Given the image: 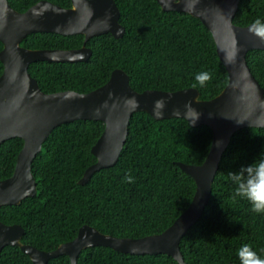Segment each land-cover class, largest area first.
Instances as JSON below:
<instances>
[{"label":"trees","instance_id":"trees-1","mask_svg":"<svg viewBox=\"0 0 264 264\" xmlns=\"http://www.w3.org/2000/svg\"><path fill=\"white\" fill-rule=\"evenodd\" d=\"M42 0H8L22 13ZM62 8L70 0H46ZM125 28L119 40L110 34L91 38L87 62H34L29 74L46 94L60 91L88 93L103 86L120 69L131 88L175 92L193 88L194 76L207 71L212 79L197 85L201 100L218 96L228 82L213 38L196 18L164 12L156 0H114ZM264 23V0H240L233 24L245 27ZM83 36L52 33L28 35L20 46L30 50L76 49ZM2 44L0 43V50ZM246 61L264 91V50H250ZM3 66L0 63V75ZM104 130L100 121L78 120L55 128L31 164L37 195L17 206L0 207V222L20 225L21 242L42 251L55 250L73 240L87 225L104 235L139 239L158 235L186 210L195 193L194 180L178 163L201 165L210 149L212 132L191 127L181 118L155 120L145 112L132 114L128 134L115 166L95 172L85 185L84 171L96 162L91 148ZM23 141L13 138L0 144V181L9 178ZM264 159V129L237 131L223 153L211 196L199 220L180 241L185 264H242L248 246L264 258V214L250 211L246 200L232 199L235 185L228 178L254 160ZM126 174L133 182L125 180ZM0 264H32L18 247L6 246ZM47 264H70L67 256ZM77 264H178L164 254L130 255L106 247L83 250Z\"/></svg>","mask_w":264,"mask_h":264},{"label":"water","instance_id":"water-1","mask_svg":"<svg viewBox=\"0 0 264 264\" xmlns=\"http://www.w3.org/2000/svg\"><path fill=\"white\" fill-rule=\"evenodd\" d=\"M70 8H62L46 0L37 2L25 12L14 10L8 0H0V144L19 138L23 146L16 158L12 175L0 181V207L17 206L37 195L31 164L51 132L78 120L100 121L104 130L91 148L96 162L83 173L78 184L85 185L92 175L117 163L128 134L132 114L145 112L155 120L181 118L191 127L206 126L212 132L209 152L199 166L178 163L180 169L195 182V193L186 209L165 231L139 239L116 238L84 225L76 237L55 250L42 251L21 242L24 229L17 224L0 222V252L6 246L18 247L32 264H47L59 256H67L77 264L79 254L91 247H106L130 255L164 254L178 264H185L179 244L199 220L211 196L212 183L219 162L232 136L244 128L264 129V91L246 61L250 50H264V41L245 27L233 24L240 0H156L164 12H180L198 19L210 32L216 53L223 64L228 82L211 100H201L199 92L188 88L175 92L134 91L129 76L114 70L109 80L88 93L60 91L46 94L29 74L30 64L87 62L92 51L85 47L93 37L110 34L123 37L120 10L114 0H70ZM33 33L61 36H84L80 49L30 50L20 46ZM235 53V58H229ZM163 99L165 107L157 114L155 102ZM199 114L192 122L185 105ZM221 142L217 146V142ZM264 259V258H263Z\"/></svg>","mask_w":264,"mask_h":264},{"label":"clouds","instance_id":"clouds-1","mask_svg":"<svg viewBox=\"0 0 264 264\" xmlns=\"http://www.w3.org/2000/svg\"><path fill=\"white\" fill-rule=\"evenodd\" d=\"M248 31L264 41V23L259 19H256L249 27ZM235 53L229 58V62L234 60ZM212 79V74L207 71L198 72L194 76L196 83L192 85L193 88L199 85L204 87ZM165 107V101L163 99L155 102V109L157 114H162V110ZM186 114L189 116L192 122L198 119L199 114L191 107L190 104L185 105ZM221 142H217L219 146ZM228 178L235 185L232 199L235 201L237 198L246 200L250 205V211L255 214H264V159L254 160L251 164L242 166L236 172H229ZM125 180L128 183L133 182V177L130 174H126ZM244 251L247 253V257L242 260V264H264V259H261L254 251L248 246H245Z\"/></svg>","mask_w":264,"mask_h":264},{"label":"flooded vegetation","instance_id":"flooded-vegetation-1","mask_svg":"<svg viewBox=\"0 0 264 264\" xmlns=\"http://www.w3.org/2000/svg\"><path fill=\"white\" fill-rule=\"evenodd\" d=\"M70 2H71V1H70ZM69 8H70V7H69ZM74 36H75V35H74ZM81 36H82V35H81ZM88 41H89V40H88ZM88 41H87V42H88ZM83 42H84V36H83ZM87 42H86V43H87ZM82 45H83V43H82ZM82 45H81V47H82ZM81 47L76 48V49H67V50H77V49H80ZM85 47H86V48H89V47L86 46V44H85ZM89 49H90V48H89ZM61 50H63V49H61ZM50 63H51V62H50Z\"/></svg>","mask_w":264,"mask_h":264}]
</instances>
